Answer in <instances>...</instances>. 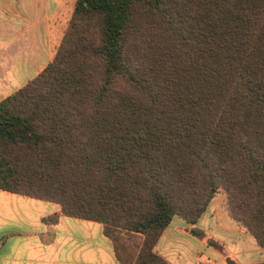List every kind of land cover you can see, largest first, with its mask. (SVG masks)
<instances>
[{"label": "trees", "instance_id": "1", "mask_svg": "<svg viewBox=\"0 0 264 264\" xmlns=\"http://www.w3.org/2000/svg\"><path fill=\"white\" fill-rule=\"evenodd\" d=\"M0 189L102 223L119 264H167L161 233L221 191L264 246V0H75L0 101Z\"/></svg>", "mask_w": 264, "mask_h": 264}, {"label": "crops", "instance_id": "2", "mask_svg": "<svg viewBox=\"0 0 264 264\" xmlns=\"http://www.w3.org/2000/svg\"><path fill=\"white\" fill-rule=\"evenodd\" d=\"M74 3L0 0V101L38 76L53 59ZM56 215V222L46 221ZM193 227L205 235H192ZM154 250L167 264H227V257L239 264L264 261V246L212 201L194 226L173 218ZM172 255L181 262H174ZM0 264L119 262L102 223L64 215L55 202L0 189Z\"/></svg>", "mask_w": 264, "mask_h": 264}, {"label": "rangeland", "instance_id": "3", "mask_svg": "<svg viewBox=\"0 0 264 264\" xmlns=\"http://www.w3.org/2000/svg\"><path fill=\"white\" fill-rule=\"evenodd\" d=\"M68 27V25H67ZM58 47V46H57ZM24 80V79H23ZM212 202H214L215 205H218L221 207V209L225 210L227 213H228V208H227V196L224 192H219L212 200ZM231 218V217H230ZM232 219V218H231ZM233 220V219H232ZM234 221V220H233ZM235 222V221H234ZM237 223V222H235ZM238 224V223H237ZM239 225V224H238ZM241 226V225H240ZM242 227V226H241ZM138 239L137 238H131L129 241H127L129 247L132 246L133 247H136L138 245ZM187 241V240H186ZM188 242V241H187ZM172 260H174V262H181V259L179 257H174V255L171 256ZM128 260H131L128 259Z\"/></svg>", "mask_w": 264, "mask_h": 264}]
</instances>
